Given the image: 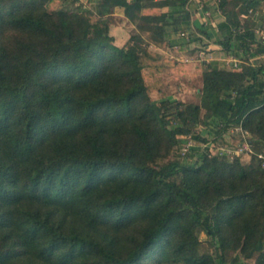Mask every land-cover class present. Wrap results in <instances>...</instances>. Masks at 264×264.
Returning <instances> with one entry per match:
<instances>
[{
    "label": "trees",
    "instance_id": "obj_1",
    "mask_svg": "<svg viewBox=\"0 0 264 264\" xmlns=\"http://www.w3.org/2000/svg\"><path fill=\"white\" fill-rule=\"evenodd\" d=\"M251 1L246 10H261ZM186 2L97 0L92 11L76 0H0V264H228L230 253L231 264H264L255 156L244 164L205 147L192 160V146L190 158L162 163L182 138L215 145L236 127L264 153V62L209 63L195 105L151 98L144 71L174 63L149 42L166 44ZM117 7L136 29L123 47L109 34ZM220 28L226 49L234 41L237 56L264 58L236 13ZM199 125L206 137L191 136Z\"/></svg>",
    "mask_w": 264,
    "mask_h": 264
},
{
    "label": "crops",
    "instance_id": "obj_2",
    "mask_svg": "<svg viewBox=\"0 0 264 264\" xmlns=\"http://www.w3.org/2000/svg\"><path fill=\"white\" fill-rule=\"evenodd\" d=\"M90 1V10L96 11L97 2ZM259 4L261 5V10H258L256 7L246 10L247 5L253 7V1L234 0V3L229 5L225 12L219 8V0H187L185 7L177 13L179 16H176L174 20H169L165 26L169 30V36L165 41L166 44L162 45L149 42L150 51L161 59L171 61L174 64L164 67L161 71H145H150L158 77L168 73L174 77L183 79V85H188V81L191 82L193 79H201V74L209 63L224 70L225 68L223 67L225 64L230 65L231 68L235 67L237 70L240 69L246 63V59H248V63L251 65H260L264 62L263 56L241 53H239L240 56H237L234 41L231 42L230 48L228 47L229 49H226L225 44H228L230 35L227 31L220 28V25L226 21L227 13H236L240 24L249 26L254 32L255 40L261 41L256 31L261 30L260 27L264 22L263 0H259ZM168 11L170 10L167 7L161 10L163 13ZM112 16L119 20V25L113 27V30H117L118 36L115 38L116 42L122 44L121 47H123L131 34L136 30L135 26L125 17L123 8H115ZM175 28L179 30L188 28L191 42L187 44L178 38L177 33L173 32ZM243 30L240 28L239 31L242 33ZM110 36L114 38V35ZM153 38L157 39L155 36ZM250 51L253 52V50ZM200 52L205 53L204 60L199 58ZM232 63L236 66H233ZM185 79H188V81ZM200 90L201 88L197 90V93H200ZM171 98L175 99V97Z\"/></svg>",
    "mask_w": 264,
    "mask_h": 264
},
{
    "label": "rangeland",
    "instance_id": "obj_3",
    "mask_svg": "<svg viewBox=\"0 0 264 264\" xmlns=\"http://www.w3.org/2000/svg\"><path fill=\"white\" fill-rule=\"evenodd\" d=\"M93 1L97 2V0L96 1L93 0ZM90 4H91L90 0H76V5H81L82 7L87 8V9H90L89 7ZM118 25H119L118 18L111 16L109 34L114 35L113 44L117 47H121L122 44H120L119 42H116L115 40V38H117L118 36L117 30H113V27L118 26ZM223 68L227 70L235 69V67L231 68V66L228 64H225ZM144 77H145L147 85L150 88V95L153 100H159L161 98L171 96V97H175V99H178L184 105H195L199 103L200 99H199V93H197V90L201 88L200 78L193 79L191 82H189L188 79H185L188 81L189 84L183 85L184 84L183 79L174 77L173 75H170L168 73H166V75L158 77L156 74L150 71H144ZM203 113L204 112L200 113V118L203 116ZM197 134L203 135L205 137L208 135L205 128L202 125L192 128L191 136L194 137V135H197ZM209 138H213V136ZM182 139H185V138H182ZM246 139L250 140L251 138L250 136L243 137L241 134H231L230 131H228L222 137V139H219L217 141V143L214 145V148L211 151L209 149V153H212L213 155H215L217 153L216 149L220 147H226V146L237 147L241 143L246 142ZM190 145L191 147L194 146L197 149L195 154H193L192 160L196 159L198 155H201L202 153L206 151L205 145H201L200 143L196 142L194 138L191 139ZM184 147L185 145H181L179 148L178 147L175 148V150L171 153L170 157L165 159L162 163L167 162V161H173V160L181 161L183 158H186V159L190 158L188 157L189 155H192L190 151L186 155H184L185 153L183 150ZM240 159L242 160L244 164H246V163H249L252 158L247 157V156H242L240 157ZM199 238L203 244L209 247L208 240L203 233H199ZM210 252L212 253L213 250L210 249ZM235 257H236V253H230L226 257V262H228V264H231ZM255 257L247 261L242 260L240 264H254Z\"/></svg>",
    "mask_w": 264,
    "mask_h": 264
},
{
    "label": "built area",
    "instance_id": "obj_4",
    "mask_svg": "<svg viewBox=\"0 0 264 264\" xmlns=\"http://www.w3.org/2000/svg\"><path fill=\"white\" fill-rule=\"evenodd\" d=\"M263 2H264V0H263ZM256 34L258 35L259 39L264 43V30H257ZM178 38H183L185 41L188 42L190 40V34L188 32H182L179 34ZM204 56H205V53L200 52L199 58L204 60ZM232 65L236 66L233 63H232ZM229 131L231 134H241L243 137L249 136V134L247 132H244L240 127L232 128ZM185 140H186V142H185V144H183V145H185L183 150L185 153H187L191 147V145H190L191 139L185 138ZM205 147H207L211 151L214 148V145L209 144L208 146H205ZM216 150H217V153L215 155H218L220 157H227L230 160H233L235 158H240L242 156H247V157H251V158L255 156L259 160L261 167L264 168V153H256L254 151L249 139H246V142L241 143L237 147L226 146V147H220ZM210 155H213V154L210 153Z\"/></svg>",
    "mask_w": 264,
    "mask_h": 264
}]
</instances>
